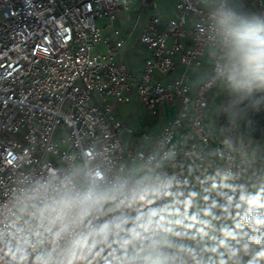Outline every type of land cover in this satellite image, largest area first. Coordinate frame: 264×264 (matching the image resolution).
<instances>
[{"label": "clouds", "instance_id": "obj_1", "mask_svg": "<svg viewBox=\"0 0 264 264\" xmlns=\"http://www.w3.org/2000/svg\"><path fill=\"white\" fill-rule=\"evenodd\" d=\"M195 4L206 87L237 123L264 108V11ZM149 135L128 161L100 164L86 150L18 189L0 206L11 264H264V166L237 170L230 152L201 146L178 158Z\"/></svg>", "mask_w": 264, "mask_h": 264}, {"label": "built area", "instance_id": "obj_2", "mask_svg": "<svg viewBox=\"0 0 264 264\" xmlns=\"http://www.w3.org/2000/svg\"><path fill=\"white\" fill-rule=\"evenodd\" d=\"M144 1L0 0V206L36 177L78 163L86 150L100 164L128 161L134 149L125 136L148 133L115 109L134 101L163 118L160 134L148 136L153 145L178 158L197 146L219 148L234 157V169H251L207 126L215 89L206 87L211 58L195 0H178L171 19L151 17L140 74L121 61L123 14ZM175 72L180 77L166 79ZM0 264H11L3 251Z\"/></svg>", "mask_w": 264, "mask_h": 264}, {"label": "rangeland", "instance_id": "obj_3", "mask_svg": "<svg viewBox=\"0 0 264 264\" xmlns=\"http://www.w3.org/2000/svg\"><path fill=\"white\" fill-rule=\"evenodd\" d=\"M178 0H146L144 2L137 3L129 13H124V23L119 25V29L122 33V37L126 40V46L123 50L127 59L126 65L135 74L139 73L138 68L133 65L136 63L143 64V50L145 51L144 44L141 43V37L151 17L161 14L165 19H171L174 17L176 5ZM243 3L251 10L264 11L263 7L260 9L249 0H243ZM146 55V54H144ZM140 66V65H138ZM192 73H199V69H193ZM180 77L179 72H175L171 78ZM211 109L207 120V126L213 139L222 144L225 143L230 146L236 153L237 152H252L260 154L264 148V130L260 140H252L242 137L239 132L233 127H222L219 124L218 117L219 112L223 106L224 100L212 93ZM119 116L121 120L125 121L136 132L145 130L153 138L158 136L163 129V118H154L148 112L142 108L137 101L132 104L124 105L121 107ZM158 119V123L157 120ZM156 123V124H155ZM138 141V139H135ZM131 141V138L126 142ZM153 144V141H148ZM227 142V143H226Z\"/></svg>", "mask_w": 264, "mask_h": 264}, {"label": "water", "instance_id": "obj_4", "mask_svg": "<svg viewBox=\"0 0 264 264\" xmlns=\"http://www.w3.org/2000/svg\"><path fill=\"white\" fill-rule=\"evenodd\" d=\"M219 124L222 127H233L247 139L260 140L264 130V108L259 111H248L246 117L237 123H230L223 114V106L219 112Z\"/></svg>", "mask_w": 264, "mask_h": 264}, {"label": "crops", "instance_id": "obj_5", "mask_svg": "<svg viewBox=\"0 0 264 264\" xmlns=\"http://www.w3.org/2000/svg\"><path fill=\"white\" fill-rule=\"evenodd\" d=\"M121 61L125 62L126 63V59H127V56L125 54V52H122V55H121ZM140 65V66H138ZM136 65V63L133 65L135 68H138L139 70V73L140 74L143 70V64H138ZM135 102V101H134ZM133 102V103H134ZM138 103V102H137ZM140 105V104H139ZM124 106V105H123ZM122 106H118L116 107L115 109V113L116 115L118 116V118L121 120L120 116H119V112H120V109H121ZM157 120V123H158V119ZM123 121V120H122ZM125 122V121H123ZM156 124V123H155ZM131 138V141L128 143V145L126 144V142H128V140ZM139 136H125L124 138V142L126 144L127 147L129 148H132V149H136L139 145L137 143V141L135 139H138ZM264 149V148H263ZM262 149V150H263ZM238 156L243 158L244 160H250L252 163H251V167L253 165H256V166H260V160H261V155H262V152L260 154H256V153H252V152H237Z\"/></svg>", "mask_w": 264, "mask_h": 264}]
</instances>
